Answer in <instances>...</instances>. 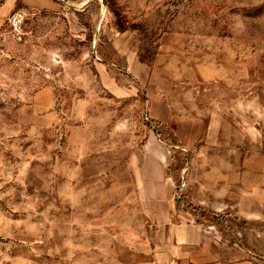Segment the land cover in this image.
Masks as SVG:
<instances>
[{
    "label": "rangeland",
    "instance_id": "rangeland-1",
    "mask_svg": "<svg viewBox=\"0 0 264 264\" xmlns=\"http://www.w3.org/2000/svg\"><path fill=\"white\" fill-rule=\"evenodd\" d=\"M0 38V264H264V0H45Z\"/></svg>",
    "mask_w": 264,
    "mask_h": 264
},
{
    "label": "crops",
    "instance_id": "crops-1",
    "mask_svg": "<svg viewBox=\"0 0 264 264\" xmlns=\"http://www.w3.org/2000/svg\"><path fill=\"white\" fill-rule=\"evenodd\" d=\"M45 0H0V38L5 34L7 30V19L15 11H21L23 13H28L29 11H38L44 8ZM178 257V264H183L184 262ZM185 264H191L188 260Z\"/></svg>",
    "mask_w": 264,
    "mask_h": 264
},
{
    "label": "built area",
    "instance_id": "built-area-1",
    "mask_svg": "<svg viewBox=\"0 0 264 264\" xmlns=\"http://www.w3.org/2000/svg\"><path fill=\"white\" fill-rule=\"evenodd\" d=\"M26 14L21 11H15L7 19V33L13 39L20 41L24 35L23 33V23L25 21Z\"/></svg>",
    "mask_w": 264,
    "mask_h": 264
}]
</instances>
